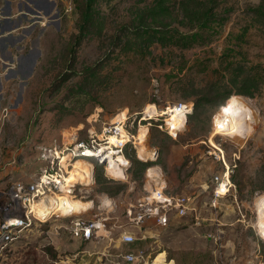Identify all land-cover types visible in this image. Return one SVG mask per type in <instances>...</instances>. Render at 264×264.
<instances>
[{
	"label": "rangeland",
	"instance_id": "rangeland-1",
	"mask_svg": "<svg viewBox=\"0 0 264 264\" xmlns=\"http://www.w3.org/2000/svg\"><path fill=\"white\" fill-rule=\"evenodd\" d=\"M203 2L95 0L93 21L76 43L81 19L74 0H0L1 181L31 178L46 165L41 154L53 139L65 143L72 140L70 134L75 139L99 136L123 111L128 133L146 132L147 157L137 151L136 142H127L129 158L122 156L127 160L121 165L122 177L94 165L91 178L78 180L70 194L92 202L83 216L91 210L104 213L103 207L97 208L101 200L115 202L108 211L109 250L102 253L101 264H114L112 259L122 251L144 253L132 264H146L159 252L174 264H264L258 225L264 217V83L253 97L230 95L244 100L250 124L246 135L234 138L217 130L230 97L225 95L226 76L219 63L223 48L239 41L236 46L247 60L264 66V23L255 21L251 12L259 0H218L219 31L208 44L168 46L169 35L177 29L187 31L190 10L201 12ZM7 22L11 27L5 28ZM242 30L244 35L236 37ZM187 97L182 105L192 115L178 135L161 110ZM192 98L197 99L195 107ZM148 106L154 108L153 116L146 115ZM160 121L163 125L155 126ZM218 148L228 167L237 163L229 190L213 205V177L220 178L224 169ZM131 160L147 161L149 166L131 165ZM149 167L159 170L170 193L196 201L199 223L174 217L166 227L149 228L143 239V230L126 222L125 204L152 184ZM114 184H124L119 193L102 190ZM63 212L23 232L9 250L8 264L19 261L26 243L35 244L30 250L51 246L55 262L72 254L66 245L73 238L64 229L69 216ZM74 214L78 213L70 215ZM122 230L134 235L132 244L120 241Z\"/></svg>",
	"mask_w": 264,
	"mask_h": 264
},
{
	"label": "built area",
	"instance_id": "built-area-1",
	"mask_svg": "<svg viewBox=\"0 0 264 264\" xmlns=\"http://www.w3.org/2000/svg\"><path fill=\"white\" fill-rule=\"evenodd\" d=\"M41 18L45 19L43 16ZM45 23V20L40 22L41 25ZM182 104L185 103H179L172 109L180 108ZM189 113L190 110L186 115ZM131 138L133 135L125 130L124 122L116 121L104 127L99 136L74 139L65 143H59L53 139L41 154L46 165L37 174L29 179L0 180V264H2L1 259L6 255V250L20 239L23 232L30 230L37 222L40 224L46 222L53 215V212L43 218L37 215L34 209L36 202L55 192L73 193L78 181L71 180L69 175L74 161L79 158L88 160L92 164L91 171L96 164L105 169V162H107L105 156L115 155L114 152L122 154L127 142L135 146V140ZM218 151L217 159L222 162L224 169L220 178L217 175L213 177L216 183L211 196L213 205L217 198L224 195L231 186L230 166L228 167L219 148ZM91 176L92 173L89 178ZM150 179L152 184L149 189H146L143 195L129 200L124 206L123 216L128 224L143 228L151 221L163 228L168 226L174 217H190L195 224L199 223L196 201L191 196L166 191V183L161 176H152ZM109 200L108 203L104 200L98 203L97 208L103 207L104 213L91 210L88 211V216H83L81 212L74 215L67 214L69 221L64 225V229L72 237L81 240L97 237L99 231L106 228V222L110 219L108 211L113 208V204L115 205L114 200ZM120 227L123 226L120 225ZM120 241L132 244L135 237L130 231L122 230ZM143 257L142 251L138 254L121 252L115 256L113 263L132 264ZM59 261L61 264L65 263L63 260Z\"/></svg>",
	"mask_w": 264,
	"mask_h": 264
},
{
	"label": "trees",
	"instance_id": "trees-1",
	"mask_svg": "<svg viewBox=\"0 0 264 264\" xmlns=\"http://www.w3.org/2000/svg\"><path fill=\"white\" fill-rule=\"evenodd\" d=\"M94 1L95 0H74L81 19L79 24L80 35L76 38V43L79 42L84 30L89 27L93 21L92 7ZM217 3L218 0H205V2H203L204 6L201 12H198L196 9L190 10V28L187 31H180L178 29L174 30L169 35V38H167L168 46L186 49L192 47L193 45L208 44L211 41L213 35L219 31L217 29L218 26H216L218 25L220 19L216 13V8L218 5ZM251 12L254 14L255 21L264 23V0H259L258 4L251 8ZM244 33L245 31L242 30L236 37H241L244 35ZM237 43H239V41H237L236 44H229L228 46L224 47L219 56V63L222 66V70L225 71L224 76H226L222 82L223 85L227 87L225 95L227 97L235 93L253 97L259 92L261 86L264 83V66H262L260 63H252L248 61L246 54L239 48V46H236L238 45ZM230 98L231 96L227 100L223 110L226 109ZM189 99L190 98L188 97L182 98L179 100V103H186ZM192 101L194 102L195 107L197 104V99L192 98ZM191 115V112L187 114L184 126L176 130L178 135L182 132L181 129L185 127V124L188 123V119L191 117ZM154 124L155 126H162L163 122H155ZM128 143H126L122 152V155L127 159L129 157L126 154L125 149ZM236 163L237 162H233L230 164L231 172L229 176L231 180L234 179L232 172L233 168L236 166ZM133 164L143 165L145 167L149 166L147 161L143 162L140 160H131V165ZM95 166H98V164ZM235 183L237 184V189L240 190V184L238 182H234V184ZM123 185L124 184H114L109 187L104 186L102 187V190H105L110 194H116L119 193ZM166 191L168 190L166 189ZM25 245L28 248L20 251L18 258L19 261L12 264H49L57 260L56 251L51 246H44V248L30 250V247L35 246V244L26 243ZM9 250H11V247L6 250L5 258L1 259L2 264H8L7 255H9ZM47 256L48 258L45 259ZM50 260L52 261L50 262Z\"/></svg>",
	"mask_w": 264,
	"mask_h": 264
},
{
	"label": "bare ground",
	"instance_id": "bare-ground-1",
	"mask_svg": "<svg viewBox=\"0 0 264 264\" xmlns=\"http://www.w3.org/2000/svg\"><path fill=\"white\" fill-rule=\"evenodd\" d=\"M246 109L247 108L242 97L239 95L233 96L229 101L228 107L219 117L217 130L221 134L233 136L234 138L244 137L246 135V132H248V130L250 129V124L247 123V120H249L247 116H249V114ZM145 111L146 115L149 116H153V114L155 113L154 108L151 106H148ZM187 112H189V108L184 106H181L177 109L167 108L165 110H161V113H166L168 115L167 121L170 125L169 127L173 128L174 130H177L184 126ZM125 116V112L123 111L119 113L113 121H115L116 118H118V121H123L125 119ZM242 130L244 132H242ZM68 137L72 140L75 139L74 134H70ZM133 138L136 139L135 142L138 144L137 151L147 157L148 151L145 145L146 132L141 130L137 133L136 136L133 135ZM209 142L213 144L211 141ZM213 145L215 146V144ZM114 154L115 155L112 156H105L107 158V162H105L104 170L108 175L122 177L124 166L122 169L121 165L126 163L127 160H125V158L122 157L123 155L119 152H114ZM91 166L92 164L88 160L82 158L77 159L73 162V168L71 169L69 174L70 179L76 181L82 179L86 181V177L88 176L89 180V176L92 173ZM147 174L148 176H160V172L156 167H149L147 170ZM84 201V199L71 196L66 192L52 193L46 195L35 203L37 206L35 212L37 211L36 214L42 218L47 216L51 212H61L64 210L65 212H63V215L72 214L73 212L80 213L91 208V206L93 205L90 200H88L87 202ZM262 206H260V211L263 210ZM258 225L261 237L264 239V217H262V215L258 220ZM146 264H173V262L172 260H167L163 252H159L155 255L154 258H152L150 262Z\"/></svg>",
	"mask_w": 264,
	"mask_h": 264
},
{
	"label": "crops",
	"instance_id": "crops-1",
	"mask_svg": "<svg viewBox=\"0 0 264 264\" xmlns=\"http://www.w3.org/2000/svg\"><path fill=\"white\" fill-rule=\"evenodd\" d=\"M5 21H8V20H5ZM10 24H11L10 22H7L4 25V26H6L5 28H9V26L11 27ZM192 145H195V144H192ZM87 201L88 200H85L84 202H87ZM109 217H110V215H109ZM108 223H109V220L106 222V228L105 229H101L99 231V234L97 235V237L92 238L90 240H81L79 238H75V237L71 236L73 238V240L69 243V245H66V246L70 248L69 250L72 251L71 252L72 254L66 255L64 258L61 259V261L63 260L65 262L64 264H101L102 255L106 251L109 250V248L107 249V245H106V243H107L106 240L107 239L105 240V237H107L106 233L109 231V228H108L109 224ZM111 226L114 227L115 223H112ZM152 226H155V224H153L151 222H148V225L144 226L143 228H139V229L143 230V235L141 236L143 239L147 237L144 232H146L149 228H152ZM119 227H120V225H119ZM97 244H101L100 246H98V250H92V248L96 247ZM81 245H82V248L79 251H75L76 248L77 247H81ZM122 252H130V251H122ZM78 255L81 256V258L79 259L80 261H76ZM93 255H96V256H93ZM113 260L114 259H112V261ZM57 264H61L60 261Z\"/></svg>",
	"mask_w": 264,
	"mask_h": 264
},
{
	"label": "water",
	"instance_id": "water-1",
	"mask_svg": "<svg viewBox=\"0 0 264 264\" xmlns=\"http://www.w3.org/2000/svg\"><path fill=\"white\" fill-rule=\"evenodd\" d=\"M33 61H34V60H33ZM33 63H34V62H32V64H31V68H30V71L32 70V66H33ZM92 171H93V169H92ZM77 182H78V181H77Z\"/></svg>",
	"mask_w": 264,
	"mask_h": 264
}]
</instances>
